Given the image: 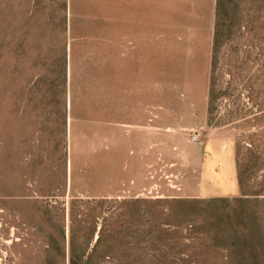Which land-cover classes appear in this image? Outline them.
I'll return each instance as SVG.
<instances>
[{"label": "rangeland", "instance_id": "rangeland-1", "mask_svg": "<svg viewBox=\"0 0 264 264\" xmlns=\"http://www.w3.org/2000/svg\"><path fill=\"white\" fill-rule=\"evenodd\" d=\"M201 5L0 0V264H257L264 0L220 1L214 51ZM211 140L238 193L168 191Z\"/></svg>", "mask_w": 264, "mask_h": 264}, {"label": "crops", "instance_id": "crops-1", "mask_svg": "<svg viewBox=\"0 0 264 264\" xmlns=\"http://www.w3.org/2000/svg\"><path fill=\"white\" fill-rule=\"evenodd\" d=\"M197 3L202 4L201 10L203 6L208 7V0H197ZM182 153L178 162L183 174L175 169L170 171L169 166H174V163L167 164L165 183L168 191L172 190L174 195L191 197L232 196L238 193L237 163L231 143H217L214 140L205 143L197 166L189 161L184 150ZM151 182L147 178L145 184Z\"/></svg>", "mask_w": 264, "mask_h": 264}, {"label": "trees", "instance_id": "trees-1", "mask_svg": "<svg viewBox=\"0 0 264 264\" xmlns=\"http://www.w3.org/2000/svg\"><path fill=\"white\" fill-rule=\"evenodd\" d=\"M220 1L221 0H216V4H215V28H214V37H213V51H214V47L216 45L217 42V38L220 35V31H219V27H220V21H219V16H220ZM212 61V60H211ZM210 91H209V96H210ZM212 198H209L207 200L211 201ZM263 221L262 223L260 222V224H258V229L261 232L262 235V239H263V247H262V251H261V255L259 257H256L255 259L257 260V264H264V225H263ZM246 264L248 263V261H245Z\"/></svg>", "mask_w": 264, "mask_h": 264}, {"label": "built area", "instance_id": "built-area-1", "mask_svg": "<svg viewBox=\"0 0 264 264\" xmlns=\"http://www.w3.org/2000/svg\"><path fill=\"white\" fill-rule=\"evenodd\" d=\"M192 138L195 139L196 136L195 135H192ZM151 176H153V174ZM143 190L146 191L147 193H151L152 192L151 188H145L144 187Z\"/></svg>", "mask_w": 264, "mask_h": 264}]
</instances>
